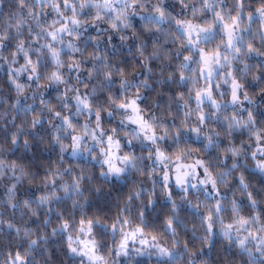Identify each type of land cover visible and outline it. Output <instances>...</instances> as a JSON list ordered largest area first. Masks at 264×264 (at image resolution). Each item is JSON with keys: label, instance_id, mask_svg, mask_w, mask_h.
<instances>
[{"label": "snow or ice", "instance_id": "6c2138e0", "mask_svg": "<svg viewBox=\"0 0 264 264\" xmlns=\"http://www.w3.org/2000/svg\"><path fill=\"white\" fill-rule=\"evenodd\" d=\"M177 3L181 6L182 9H189L190 4V14L193 19H189L187 16L177 17L173 16L172 12L168 9L174 7V5H167L166 0H155V3H152V0H122L123 7L115 8L116 3H121V0H79V3L76 0H17L16 11L9 14V21L3 31H0V50L9 48V45H15V49L10 51L12 56V63L8 66L9 79L15 85L18 93L23 92L26 84L21 83L16 80L15 77H12L10 73L16 71L18 73L26 72L27 79L35 81L39 87H45L44 83L41 81L44 80V72L40 67L39 56L34 60L30 54V48L26 47L27 41L25 39H20V34L25 30L24 25L28 24V18L32 20L41 28V32L47 38V43L45 47L47 48L46 53H42L52 64L57 66L56 70H52L47 74V85L53 83H63V76L58 70L59 67H62V49L56 47V43L64 44L65 36H67L68 42L67 47L72 49L73 52H78L79 48L75 47L72 44V40H79L80 31L82 23L90 24L96 26L100 22H104L108 25V28L114 32H119L121 28H132V22L129 19L130 16H141L145 20V26L150 24L159 25L162 23H167L170 26V29L164 32L165 37H170L172 40L173 47L175 49V55L170 56L169 52L171 50H165L164 56L166 59L171 61L176 57H181L182 60L172 71H167L165 79L172 80L173 83L189 82L192 84V88H189L187 99L185 98L184 92L177 93V96L174 100L175 103L183 102L187 107L189 106L190 100L193 99V90H194V99L196 101V110L198 114V120L201 124L207 121L208 112L204 110V102L207 100L211 105L216 108L218 113L221 112L219 100L215 98L214 88L219 89L221 87L220 83L213 85V77L217 76L220 80L223 81V84L229 85V94L231 97V103L236 105L239 103L240 110L246 111L247 115L242 116L238 114V111L235 110L229 115H221L220 120L227 121V130L228 134H231L236 129H245L248 133L249 140L248 143L255 144V148L250 152L252 160L255 161L254 165H249V167H254L257 173L262 176L264 175V119H260V116L264 115V111H261L259 115L257 114V109L264 110V60L260 61L255 65H251V69L254 67L259 71V75L256 72H252L251 81L259 87V98L261 103L258 104L257 108H253V104H257L256 95L250 94L246 88L245 83H241L239 72L233 68V62L236 61L238 57L246 58L252 54L256 56L264 57V33H260L257 30V33H252V38L248 41L245 40L244 35L241 33L248 32L249 27L244 23L245 19L249 24L253 21V17L259 16L262 26H264V0H261L259 5L255 8L254 11L245 12L247 7L245 0H233L235 8L228 9L225 12L223 7H220V10H217L218 6L226 4V0H200L201 6L199 8L195 7L194 0H176ZM0 3H3V0H0ZM150 6V7H149ZM51 9L52 12L56 13V18L52 19L49 23L46 20L47 10ZM87 9L88 19H85L83 22L80 19V13L84 12ZM131 10V11H129ZM206 11H211L213 16L210 20L203 19L202 14ZM235 12V15H232V12ZM71 13L68 15V13ZM143 13V14H142ZM201 14V15H198ZM203 19V22H197L198 20ZM219 26V32L223 34L225 38H222L219 44L216 45L214 49L208 50L204 47H201L202 41H209L212 38L213 32ZM15 29V34L10 31V29ZM174 28V31L171 30ZM157 31H160L157 27ZM27 32L31 35L33 30L31 25L27 28ZM259 35V40L261 46L257 47L255 45V38ZM132 37L139 39L137 31L133 28L131 32ZM40 38V33H37L32 36L33 40H38ZM111 41V36L108 37ZM120 39L124 40L125 35L121 34ZM160 37H156V40L159 41ZM167 40H165V43ZM144 42L141 41L142 45ZM221 46H223V51H221ZM153 52L152 57H158L160 55V49L163 47V44L153 43ZM39 51V50H38ZM138 51L143 55V49L139 48ZM119 52V49H117ZM184 52H187V55H184ZM67 55V53H64ZM89 57L94 58L96 53L94 51L88 53ZM198 56V59L196 58ZM22 57L24 63L20 65L19 68L14 69L13 65L16 63V58ZM0 59H7V57H0ZM188 62L196 63V68H190ZM245 64V69L248 68L249 64L245 59H243ZM70 68L80 69L82 67L81 62L76 60L75 57H72V63L69 64ZM143 70H152L148 65L141 66ZM0 68H3V64H0ZM232 69V70H229ZM187 70V71H186ZM223 71V75H220V71ZM89 75L91 74L92 69H88ZM118 71L123 74L126 72V68L120 67ZM139 71V70H137ZM106 78L112 77V71L108 70L105 73ZM202 77L204 79L203 86L198 85V79ZM141 83H148V78H145ZM124 85L121 84V87ZM87 87V86H85ZM66 89V94H67ZM219 95L223 96L225 93H220ZM140 96L141 91L140 87L137 86L136 93L134 96L125 95L122 98L116 99L113 102L116 107L122 109L126 113V120L135 125L137 135H142L145 141H149L156 145L154 158L156 162L161 166L162 170V187L165 189L166 194L169 198L173 197V192L171 190L170 184L173 180L175 185L182 190L184 193H190V190L197 188L199 185L204 186V191L211 193H219V176L214 174L210 162H206L202 159H195L192 163H181L184 159H190L193 153L200 152L201 149L185 146L180 148L177 146L175 151L169 153L162 149L158 143L159 140H164L165 136L168 135L167 129H165L164 135H159L157 132L156 125L149 119H146L143 115L142 107L140 106ZM108 99L112 101V97L109 96ZM172 100L171 97H169ZM78 105L83 107L89 112V115L92 114V103L89 100L87 95L78 96ZM244 101L248 102L249 107H244ZM170 114V113H169ZM192 109L187 107L185 116H191ZM57 117H60L65 124V132L68 128H71L73 132L76 131V124L73 122L72 118L68 115H63L61 112L57 111L55 113ZM42 117H34L32 121V127L35 128L39 123V120ZM94 119L97 121L102 120V113L100 109H96ZM51 122V121H49ZM185 126L186 122H185ZM97 128H100V124H97ZM103 132V129H100ZM116 129H112V132H115ZM191 131L197 135L201 132L199 127H192ZM84 135H89L87 125L84 126ZM177 137L180 138L181 133L177 129ZM93 139L96 138V129H93L90 133ZM217 136H220L221 133L217 132ZM136 138V137H134ZM17 136H12L10 138V143L15 144L17 141ZM71 139L73 141L72 148L75 150L79 146L81 135H72ZM205 146L207 144H213L218 146V141L211 135H205ZM103 142V141H102ZM129 143L132 141L129 140ZM23 143H28V139L25 138ZM106 148H101V152L104 154L103 163L107 165V171L110 175H121L124 173L127 168L121 167V164L127 165L129 162L134 161V157L125 153L124 155H119L121 148V141L115 139L112 135H107L106 137ZM244 141L241 140L239 146L232 144L230 147H225L223 149V155L227 159H231L232 167H237L236 157L241 153L245 156V163H248L249 151L247 148L243 147ZM178 144V143H177ZM149 158H153V152L149 151ZM169 162L174 163V169L169 168ZM3 161H0V166L3 165ZM8 167L12 171L13 175L16 177V181L13 182L10 186L7 187L6 192L8 195V204L12 209H16L17 205H20L22 215H28L29 218L36 217L38 213L32 208L33 202L38 204H48L56 198L58 195L55 191V187L58 184V181L55 178V174L51 171L45 172V175L37 182L36 177L33 176L32 172L27 169L24 165L18 164L15 160L9 161ZM133 167L135 163L133 162ZM17 168L20 169V174L17 175ZM202 169V173L197 171V169ZM155 171V168L152 169ZM221 173L220 175H224ZM236 177H234L235 179ZM195 180L196 183H192ZM21 181H26L29 185H34L37 188V191L40 192L39 195L29 193L27 189H18V184ZM79 181H77L76 186H78ZM43 185L42 189L40 186ZM49 185L52 187L50 188ZM210 186V188H209ZM63 192L66 195L68 193L67 186H61ZM238 190L243 196L247 199V205L242 206L238 201L233 198L232 201V213L234 217H238L234 220L236 227L237 239L235 243L245 251L251 253V249L248 248L249 239H256L257 245L256 250L264 255V236H260V232H264V186H261L260 190H250V184L247 182L246 177L243 172L239 175L238 178ZM23 191L26 198H19L18 192ZM154 194V193H153ZM133 195L136 197L140 196V192L136 191L130 193L127 197L129 201L133 199ZM152 203L151 196L145 201L146 205ZM188 204H191V201H187ZM175 200H172V207L175 208ZM197 211L200 210V204L197 203L193 205ZM243 207L250 209L248 215H241L240 213L243 210ZM259 207V211H253ZM145 210H141L136 214L135 221L132 216L128 214L124 208H121L119 214L115 217L111 225H106L110 227L111 231H119L122 234V237L117 245L116 256L127 255L128 254V242L135 241L140 237V244L147 245L148 247H154L158 250L161 256H171L172 250L164 247L158 243V235L152 233H146V220H145ZM7 210V209H6ZM51 211V208H49ZM60 212L59 209H57ZM223 211L221 207V201L217 200L214 207H210L206 214L202 216V220L207 224V230L213 232L215 230V222L217 220V214ZM12 216L16 215V212L13 211ZM30 214V215H29ZM59 222L57 227L64 233H67V254L80 258V264H84V258L87 259L88 264H108L106 256L101 253V244L95 238L94 229L96 224L99 223V217L85 219L83 216L80 218L78 226L74 222L71 213L68 218H65L62 213L58 216ZM219 219H223L222 216ZM47 219L43 220V223H46ZM259 224L257 231L253 232L248 231V234L245 236H240L239 233L242 229H245L249 224ZM0 225H4L7 229H14L15 233L18 234L21 231V228L12 222L11 219L5 220L0 217ZM164 227L168 229H174V218L167 216L164 218L163 222ZM129 226V227H126ZM76 228V233L73 235L72 229ZM130 228V230H129ZM56 228H53L52 233H56ZM232 230L233 223H228L224 225L223 237L229 243H232ZM25 237H29L28 248L24 249L23 252L17 250L14 254L9 253V260L11 264H29V249L33 245L39 246L40 236H37L36 239H31L30 234L32 229L25 228L24 230ZM10 234V233H9ZM151 235V241L144 239L145 235ZM81 235H88L89 239H81ZM46 238V237H45ZM187 241H185V246H187ZM138 255L145 254V249H137ZM149 255L152 253L149 252ZM251 258V256H250ZM75 264V260H73ZM260 264H264V261H260Z\"/></svg>", "mask_w": 264, "mask_h": 264}, {"label": "clouds", "instance_id": "9594fccd", "mask_svg": "<svg viewBox=\"0 0 264 264\" xmlns=\"http://www.w3.org/2000/svg\"><path fill=\"white\" fill-rule=\"evenodd\" d=\"M79 3V0H76ZM152 3H155V0H152ZM115 8H122L123 3H116L114 5ZM150 7V6H149ZM231 8H235V4L233 0L231 2ZM87 10V9H86ZM131 11V10H129ZM228 11V10H227ZM84 12H81L82 15ZM132 20V16L129 17ZM142 19V18H141ZM254 19H259V16L253 17ZM82 22L85 19H81ZM9 21V17L7 20L0 21V31H3ZM142 27L145 32L153 33L155 32L158 37L161 34H164L165 31L170 29H165L164 25L167 23L159 24L158 26L155 24H150L145 26V20ZM249 27V31L251 30V23L245 22ZM29 25L32 27V34L30 35L28 32L26 34L25 30L20 34V39H25L27 41L26 47L30 48V54L35 60L37 56L40 59V67L44 72V80L41 83H44L45 87H39L36 83L35 88L32 87L33 80H28L26 87L23 92L18 93L15 85L12 81L8 79L11 85H13L15 100L10 105L8 101L0 96V104L8 105V108L11 111H15L16 115L12 116L9 119V111L0 110V161H3V165L0 166V188H5L11 185L16 181V177L13 175L12 171L9 170L8 163L9 157L13 154H18L17 159L25 161V163H18L24 165L27 169H29L33 176L36 177L37 182L43 177L39 175L38 171L34 169H42L44 172L51 171L55 174V178L58 181V184L55 187V191L57 192V196L54 200H52L48 204H38L37 202H33L32 208L38 213L36 217L40 215V213H44L47 222L43 223V228L45 230L50 228V231H45L42 234L37 233L35 231H31L30 238L36 239L37 236H40L39 246L33 245L31 249H29V264H43L42 261L37 260V256L43 257L48 252V245L50 242L54 241L58 235H63L58 227V223L56 226H53V213L55 212L57 216L60 215V212L57 211V207L54 205H60L62 202H65L71 206L72 209H80L83 212L85 204L88 203L90 197L95 194L96 198H100L103 192V189L106 185H111L113 181L119 185H128L129 191L124 197L122 203L125 211L128 214H132L133 210H135L136 214L140 211V209L147 208L148 210H153L156 208L158 198L162 199L163 204L167 205L166 214L164 218L167 216H171L174 218V229H168L164 227L162 221V229L163 233L166 234L158 243L163 245L166 248L172 250L171 256H161L158 250L154 247H148L145 249V253L150 249L151 255L155 256L157 260V264H213V250H216V260L215 264H260V261H264V255H261L259 251L256 250L257 240L249 239L248 248L251 249V253L241 249L236 243L237 233H236V225L234 224V220L238 217H234L232 213V201L227 196H222L221 192L219 193H211L204 191V186L199 185L197 188L191 189L190 193H184L180 188L179 195L176 197L169 198L166 194L165 189L162 187L163 181L161 166L156 162L154 158L155 147L156 145L145 141L142 135H137V131L135 127H130V124L126 120V113L116 107L113 102L116 99L122 98L125 95L134 96L136 93L137 86L140 87L141 96L140 99H146L143 96V90L152 89V84H172V80L165 79L166 69L170 67V62L165 58V46L159 50L160 55L158 57H152L153 48L149 50L148 46L143 43L142 45L139 43L136 46L135 52H133L131 46L127 44L129 40V35H125V39L121 40L120 48L123 49L127 47L128 53L130 55L138 56L142 59V65H148L150 60L159 61V68L154 72V70H145V73L137 71L135 66L131 68V71L126 69V72L121 74L118 69V62L112 61L108 52H111L113 56L118 54L117 48L115 45H111L109 41V47L105 49L103 47V40L101 36L106 34L107 31L100 28V23L97 24L96 31L97 35L93 37H85V33L88 30L90 24L81 25L80 38L79 40L73 39L72 44L79 48L78 52H73L72 49L68 48L67 42L68 37L65 36L64 44L56 43V47L61 48L62 55V67H59V71L63 76V83H53L51 85H47V74L52 70H56L57 66L50 62L46 63L48 60L42 53L47 52V48L45 47L47 43L46 36L41 32V28L32 20V18H28V24L24 25V29L28 28ZM168 25V24H167ZM157 27H159L160 31H157ZM132 28H121L118 34L125 33L127 30H133ZM260 33H264V26H262L260 22V28L258 29ZM13 34H15V29H10ZM248 31V32H249ZM40 33V38L38 40H33L32 36ZM83 39V45L79 43ZM93 45V51L96 53L94 58L89 57L88 53L92 51H88V45ZM139 48L143 49V55L138 51ZM15 49V45H14ZM39 50V51H38ZM67 53V55H64ZM78 54V58L76 60L81 62L82 67L78 70L75 68H70L69 64L72 63V57H75ZM170 56L175 55V51L169 52ZM0 57H7V59H0V64H9L12 63V56L10 52L5 55L4 50H0ZM178 63H180V57L175 58ZM240 64L243 65V68L239 72V77L241 83H245L249 74L252 73L251 66L249 65L247 69H245V64L243 63V57H238L236 59ZM24 63V61H23ZM19 61V57L16 58V67L14 69L19 68L21 64ZM189 63V62H188ZM90 64L91 66L85 69V65ZM176 65V66H177ZM88 69H92L91 74L89 75ZM87 71V76L84 77L82 73ZM112 71V77L106 78V71ZM12 77H15L16 80L20 81L21 76L27 75L26 72L18 73L16 71H12L10 73ZM147 76L148 83H141V81ZM143 77V78H142ZM87 81V82H86ZM222 81V80H221ZM184 83V82H181ZM223 83V81H222ZM121 84L124 86L121 87ZM228 85V84H226ZM53 87L56 89L55 97L53 99H46L45 92L48 87ZM87 86V87H85ZM30 89V91H29ZM66 89L67 94H66ZM116 89H119L120 96L116 95ZM219 91V89H217ZM222 93V92H221ZM87 95L89 100L92 103V114L89 115V112L85 110L83 107L78 105V96ZM112 97V101L108 99V97ZM103 97V98H102ZM23 98V102L22 99ZM187 99L188 97L185 96ZM37 100L39 101V109L37 110ZM219 104L220 109L227 108L231 106L235 110L238 111V114L241 112H246L244 110H240L239 103L233 105L230 99H226L225 95H219ZM31 101V103H29ZM178 109L183 111V117H177L175 115L169 119V113L167 108L171 107V103L166 108H161L155 101L150 103L149 107L142 108L143 115L146 119L151 120L157 128V132L159 135L165 134V129L168 131V135L165 136L164 140H159L158 143L160 147L163 149L164 141L169 140L178 143L179 138L177 137V129L184 131H191L192 127H199L201 132L197 135V138L203 137L205 139L206 134H211L215 139L222 135V132L217 131L216 129H210V122L212 121H221L220 116L221 112L218 113L216 108L210 104L209 110H205L209 113L207 116V121L201 124L198 120V114L196 110V101L195 107L192 109L191 116H185V112L187 111V107L183 104V102L175 103ZM253 108H257L258 104H253ZM100 109L102 114H106L107 118L117 121L119 125V130L116 127H111V134H108L105 127L102 126L101 120L97 121L96 119H91L92 116H95L96 109ZM59 111L63 115H68L74 121L75 118H82L83 123H75L76 131L73 132L71 128H68L65 132V124L64 121L55 115V113ZM17 116L20 117V122L17 123ZM42 117L39 120V123L35 128L32 127V121L34 117ZM231 116V114L229 115ZM243 116V115H242ZM189 117H195V126L189 120ZM246 117V116H245ZM179 118V125L176 124V119ZM51 121V122H49ZM185 122L187 127L185 126ZM100 124V128H97V124ZM224 130L223 134L228 137V145L225 147L232 146V135L233 132L243 131L245 129H236L231 134H228L227 130V121H223ZM87 125L89 135H84V126ZM103 129L101 132L100 129ZM96 129V138L93 139L90 135L91 131ZM112 129H116L115 132H112ZM203 129V131H202ZM221 133L220 136H217L216 133ZM72 135H81V139L79 142V146L73 150L72 144L73 141L71 139ZM107 135H112L115 139L117 137H121L127 145L128 151H124V147L121 144L120 152L121 155L128 153L129 155L134 157L135 167H133V162H129L126 166L121 164V167H126L127 170L121 175H110L107 171V165L103 163L104 154L101 152V148H106L107 143L105 137ZM12 136H17L18 139L15 144L10 143V138ZM136 137V138H134ZM27 138L28 143H23V140ZM120 140V139H119ZM132 142L129 143L128 141ZM103 141V142H102ZM136 145H139L140 151H136ZM239 146V145H238ZM225 147H221L220 145L216 146L213 144H207V146H203V151L193 153L192 155L204 154L209 150L216 148L219 152L216 159L213 161L211 158L207 162H210L212 170L214 174L219 176V188L232 191L234 194L239 193L241 196V192L238 188H231L233 177L239 178V175L242 172V169L249 168L248 163H245V156L241 153L237 156L236 162L237 167L233 168L232 163L230 166L226 163L227 158L223 155V149ZM243 147H245L243 145ZM248 147H251V144L248 143ZM246 148V147H245ZM35 149V150H34ZM149 151L153 152V158H149ZM52 153L55 154L58 159L51 164L45 163L40 159L43 154ZM30 157V158H29ZM91 157V159H89ZM252 160L250 153L248 155V160ZM68 160H72L73 163L69 166H64L67 164ZM81 161L83 163H81ZM148 161L149 163H145ZM97 165L98 170L93 171L89 165ZM171 162H169V166ZM155 168L153 172L152 169ZM252 171H257L255 168L251 169ZM221 173H225L224 175H220ZM20 174V169L17 168V175ZM137 176V179H133V175ZM264 178V175L261 176ZM77 181H79L78 186H76ZM24 181H21L18 185H22ZM192 183H196L195 180ZM68 187V193L65 195L63 192V188L61 186ZM150 185V186H149ZM43 187V185H42ZM51 188L52 186L49 185ZM250 187H254L250 185ZM260 190V189H258ZM136 191L140 192V196L136 197L133 195V199L129 201L127 199L130 193H134ZM154 193V194H153ZM201 195L203 199H201ZM151 196L152 203L149 205L145 204V201L148 197ZM8 195L6 192V196L3 199H0V217L5 219L7 212L6 209H11V211H15L19 213L20 219H23L25 216L22 215V209L20 205H17L16 209H12L8 204ZM172 200H175L176 206L172 207ZM217 200L221 201V207L223 211L217 214V220L215 222V230L213 232H209L207 230V224L202 220V216L206 214L207 210L210 207H214ZM187 201H191V204H188ZM200 204V210L193 206L195 204ZM51 208V211H49ZM120 208V209H121ZM119 209V211H120ZM119 211L117 215L119 214ZM243 211V210H242ZM253 211H259V207L254 209ZM70 214V213H69ZM242 215V212L240 213ZM30 215V214H29ZM116 215V216H117ZM110 217L109 219H105L104 217H99V223L96 224V228L100 230V232L104 233L111 237L112 244L107 249L106 259L108 264H119L120 257L126 258L128 261L134 259V255L128 250L127 255L120 256H112V251L115 249L117 251V245L122 237V234L119 231L113 232L110 227L106 225H111L114 221L115 217ZM132 216V215H131ZM222 216L223 219H219ZM29 217V216H28ZM13 219H16V215L12 216ZM95 218V217H94ZM136 218V217H135ZM6 220V219H5ZM229 221V223H233L232 230V243L226 241L223 237V229L224 225H227L225 221ZM75 222V221H74ZM56 228V233L53 234L52 230ZM259 228V224H249L245 229H242L239 235L245 236L248 234V231L251 230L253 232L257 231ZM4 230V225H0V232ZM10 230V229H9ZM73 235L76 233V228L72 229ZM188 233H191V236L187 240V246H185V237ZM260 236H264V232L259 233ZM46 237V238H45ZM138 237L137 239H139ZM103 239V237H101ZM28 240L29 237H25L24 231L21 230L15 236V242L23 249L28 248ZM100 242V240H98ZM102 246V245H101ZM207 248L208 255L205 256L203 249ZM264 247V245H261ZM137 249H135V256H141L137 254ZM227 249V252H225ZM233 251H235V255H232ZM149 253V252H148ZM144 255V254H143ZM251 256V258H250ZM69 259L76 260L77 257L68 255ZM246 258V260H245ZM0 264H10L9 257H5L2 252H0Z\"/></svg>", "mask_w": 264, "mask_h": 264}, {"label": "trees", "instance_id": "16d2710c", "mask_svg": "<svg viewBox=\"0 0 264 264\" xmlns=\"http://www.w3.org/2000/svg\"><path fill=\"white\" fill-rule=\"evenodd\" d=\"M231 2H232V0H226V4L222 5V6H218L217 10H220V7H223L225 12H227V10L231 8ZM260 2H261V0H245V3L247 5V7L245 8V12L254 11ZM166 4L167 5H174V7H170L168 9L170 12H172L173 16H177V17L187 16L189 19H193L191 14H190V8L192 6L191 4L189 6V9H182L181 6L179 5V3L176 2V0H166ZM194 5H195V7L199 8L201 6L200 0H194ZM16 8H17V0H3V3H0V21L7 20L9 17V14L16 11ZM70 14L71 13L69 12L68 15H70ZM198 15H201V14H198ZM232 15H235L234 11L232 12ZM212 16H213V13L211 11H206L204 14H202L203 19H207V20H210L212 18ZM45 18H46L47 22L50 23L52 21V19L56 18V13L52 12L51 9H48ZM88 18L89 17L87 14V10H85L84 13L82 15H80V19H88ZM203 19L198 20L197 22L202 23ZM131 22L133 24L134 29L137 31V33L139 35V39H137L136 37H132L131 30H127L125 33H122V34L129 35L130 38H129L127 44L129 46H131L133 52H135L137 44H139L141 41H143L148 46L149 50H151L153 48L152 46H153V43L155 42V43L163 44L165 46L166 50H171L173 52L175 51L173 44H172V40L170 37H165L164 34H161L159 41H157L156 40L157 34L155 32L148 33V32H145L143 30L142 25L144 22L142 21L141 16H135V15L132 16ZM245 22H247V19H245ZM100 23H101V25L105 26V28H108V25L105 24L104 22H100ZM164 27H165V29H168L169 25L165 24ZM91 28L92 27H90V26L88 27V30L85 33V37H93V36L97 35V32ZM259 28H260L259 19H254L251 22V30L249 32H243L241 34L244 35L245 40L248 41L249 39L252 38L251 34L257 33V30ZM171 30L174 31V28H172ZM25 32L27 34L26 28H25ZM120 35L121 34H118L117 32H114L113 30L109 29L106 34H103L101 36V39L104 42L103 47L105 49H107L109 47V39H108L109 36H111V41H110L111 45H115L116 48L119 49V52L116 56H113L111 52H108L109 58L114 62H118L119 67H124L127 70L131 71V68L133 66H135V68L137 70H139L142 73H145V75H146V71L143 70L141 67L142 59L139 58L138 56L130 55L128 53L127 47H125L123 49L120 48V43H121ZM222 38L226 39V37H224L223 34L219 32V26H217V29L212 34L211 40L202 41L200 46L204 47L208 50L214 49L216 47V45L219 44V42ZM165 40H167L166 43H165ZM254 42H255V45L257 47L261 46V42L259 40L258 34H257ZM79 43L82 46L83 45V39H81V41H79ZM221 49H223V46H221ZM11 50H14V42H13V44L9 45V48L4 49L5 55H7L8 52H10ZM88 51H93V45L92 44L88 45ZM187 54H188L187 52H184V55H187ZM75 58H78V54H76ZM196 58L198 59V56ZM180 59L182 60V56L180 57ZM243 59H245L247 61V63L251 66V65H255V64L259 63L260 61L264 60V57H260V56H256L255 54H252V55H250L246 58H243ZM19 61H20V63H23L22 57H19ZM0 63H2V62H0ZM46 63L49 64V67H50V61L46 60ZM177 63H178V61L176 59H173L170 63V67H168L166 69V72L174 70ZM16 66L17 65H13V67H16ZM90 66H91L90 64L85 65V69H87ZM148 66L150 68H152L155 72L159 68V61L150 60ZM189 67L190 68H196L197 65L194 62H189ZM233 68L239 72V70H241L243 68V65L240 64L238 61H234L233 62ZM229 70H232V69H229ZM219 71H220V75L222 76L223 71H221V70H219ZM252 72H256V74L259 75V71L257 69H255L254 67L252 68ZM8 75H9L8 65L4 64L3 68H0V96H3L8 101V104L10 105L15 100V93H14L13 85H11L9 82ZM82 75L84 77H86L87 71L85 70L82 73ZM251 75H252V73L249 74L248 78L244 82H245L246 88L250 92V94H257L256 100H257V104H259V103H261L259 95H258L259 87H257L256 84L251 81ZM20 82L21 83H28L27 75L21 76ZM216 83H220L221 87L219 88V91H217V89L214 88L215 98L219 99V94L222 92V93H225L226 99H230L231 97L229 94V85L223 84L222 81L219 79V77L214 76L213 77V85H215ZM203 85H204V79L202 77H200L198 79V85L197 86H203ZM35 86H36V82L33 81L32 87L35 88ZM192 87H193L192 84L189 82L163 84V85H158V84L153 83L152 89L143 90V96L146 99L140 100L139 103H140V106L142 108L149 107L150 103L152 101H155V103L158 104L161 108H166L169 105V103H171V107L167 108L168 113H170L169 119H171L173 115H175L177 117H183V111L176 107L174 100L177 96V93H179V92H184L185 95L187 96L189 88H192ZM29 91H30V89H29ZM55 92H56L55 88H53L51 86L48 87L46 92H45V98L54 100ZM116 95L118 97L120 96L119 89H116ZM169 97H171L172 100H170ZM21 99L23 102V98H21ZM29 103H31V101H29ZM243 103H244L245 108L249 107L247 101H244ZM189 107L190 108L195 107L194 90H193V99L190 100ZM203 107L206 111L209 110L210 103L207 100H205ZM38 109H39V101L37 100V110ZM0 110L9 111V119H11L12 116L16 115L15 111H11L8 108V105H6V104H0ZM233 111H235V109L232 108L231 106H229L227 108H222L221 109V115H230L233 113ZM261 111H264V110L257 109V114L259 115V113ZM239 115L246 116L247 113L241 112V113H239ZM91 119L94 120V117H92ZM260 119H264V115L260 116ZM189 120L193 123V126H195V117H189ZM19 122H20V117L17 116V123H19ZM73 122L74 123H83V120H82V118H75ZM175 122L177 125H179V118L176 119ZM101 123H102V126L105 127L106 129L111 130V127H116L119 130L118 122L107 118L106 114H102ZM132 126L133 125H130V127H132ZM212 128L216 129L217 131L222 132V135L220 137L216 138L219 145L221 147L227 146L229 141H228V137L225 134H223V130H224L223 122L222 121L210 122V129H212ZM189 132H192V131L181 130V136L179 138L178 144L176 142L169 141V140L164 141L163 149L166 152L171 153V152L175 151L177 146H179L180 148H184L185 146H188V147L199 148V149H201V151H203V146L206 143L205 139L198 140V139L192 137L191 134H189ZM120 140H121L122 145L124 147V151L127 152L128 149H127L126 143L124 142V140L121 137H120ZM241 140H243L245 142L244 146L248 149L249 153L255 148L254 143L251 144V147H248L249 136H248V133L246 130L239 131V132H233L232 143L238 146L240 144ZM136 151L137 152L140 151L139 145H136ZM18 154L19 153L13 154L12 156L9 157V160H15L17 163H25V161L17 159ZM217 155H219L218 150L216 148H213V149L209 150L207 153L192 155V157L190 159H184V160L193 161L195 159H202V160H205L207 162L209 160V158H211L214 161L216 159ZM40 159L42 161H44L45 163L51 164V163H54L58 159V157L55 154L48 153V154H43L40 157ZM72 163H73L72 160H68L67 164H65L64 166H69ZM81 163H83V162L81 161ZM145 163L147 164L149 162L146 161ZM226 163L228 164V166H230L232 163L231 159H227ZM248 164L254 165V162H252L251 159H249ZM89 167H91L93 169V171L98 170L97 165L93 164V165H89ZM252 168H254V167L242 169V172L244 173L247 182L250 185L254 186V187H251L250 190H258L261 188V186H264V178H262L256 171H252L251 170ZM34 170L38 171L40 176L45 175V172L42 169H34ZM133 179H137V176L135 174L133 175ZM237 185H238V178L234 179V177H233L232 184L230 185V187L236 188ZM170 187H171V190L173 192L174 197H176L180 194L178 187L176 185L170 184ZM40 188L42 189V185L40 186ZM18 189H27V191L29 193H33L35 195L40 194V192L37 191L36 186L29 185L26 181L22 185H18ZM128 191H129L128 185H119V184H116L115 181H113V183L111 185H106L104 187L102 195L100 198H96L95 194H93L90 197L88 203L85 204L83 212L80 209H72L71 206L65 202H62L60 205H54V207H57L60 210V213H62L65 218H68L69 213H71L72 218H74V221L77 224V226H78L79 220L82 216L85 219L94 218V217H104L107 220L110 217H114L117 215L119 209L123 206L122 201H123L124 197H126ZM219 191L221 192L222 196H227L230 199L235 198L238 201V203H240L242 206L247 205V199L245 196H241L239 193L234 194L232 191L220 189V188H219ZM5 196H6V189L0 188V199L5 198ZM18 197L21 199L26 198L24 196L23 191L18 192ZM201 199H203L202 195H201ZM167 207H168L167 205L163 204L162 199L158 198L156 208L153 210L146 209V211H145V220H146V225H147L146 226V233L157 234L158 235V241H160L163 237L166 236V234L163 233L162 221L164 219V215L166 214ZM261 207H264V205H262ZM141 210H145V209H140V211ZM249 211H250L249 208L243 207L242 215H248ZM6 212H7V215H6L5 219L6 220L11 219L14 224H16L18 227L21 228V230H24L25 228H29V229H32L33 231H35L37 233H41V234L45 231H50V228L47 230H45L43 228L42 222L45 219V215L43 212L40 213V215L38 217L29 218L28 216H25L23 219L19 218V216H20L19 213H16V219H13L12 214H11L12 213L11 209H7ZM131 215H132L133 220L135 221V217H136L135 210H133ZM52 219H53V226H56V224L59 222V218L55 212L53 213ZM225 222L229 223V221H227V220ZM126 227H129V226H126ZM129 230H130V228H129ZM94 233H95V238L97 240H100V244L102 245V247L100 249L101 253L106 256L107 249L112 244L111 237L100 232V230L98 228L94 229ZM15 236H16L15 230L14 229L9 230V229H7L6 226H4V230L2 232H0V252H2L5 257H9L10 252L12 254H14L15 251H17V250H19L21 252H23V250H24L22 247H20L18 244H16ZM190 236H191V233H188L187 236L185 237V240L187 241ZM101 237H103V239H101ZM143 238H151V235L146 234ZM134 247L139 248V243L133 242L130 244V252L134 255V259H132L131 261H128L126 258L120 257V259H119L120 264H157V260H156L155 256H153V255L147 256L146 255L147 252L144 255L135 256V249L136 248H134ZM203 251H204L205 256H207L208 252H207L206 247L203 249ZM67 252H68V250H67V233H63V235H58L54 241L49 243L48 252L43 257L37 256V260L42 261L43 264H73V260L69 259ZM225 252H227V249H225ZM115 253H116V251H115V249H113V251H112L113 257L115 256ZM232 255H235V251H233ZM216 258H217L216 250L214 249L213 250V256H212L213 264H215ZM245 260H246V258H245ZM85 263L86 262L84 260V264ZM10 264H11V261H10ZM75 264H80V258L79 257H77V259L75 260Z\"/></svg>", "mask_w": 264, "mask_h": 264}, {"label": "rangeland", "instance_id": "374dc122", "mask_svg": "<svg viewBox=\"0 0 264 264\" xmlns=\"http://www.w3.org/2000/svg\"><path fill=\"white\" fill-rule=\"evenodd\" d=\"M90 27H92L91 29H93V30H95L96 31V27L95 26H90ZM100 28L101 29H106L105 28V26H103V25H101V23H100ZM97 32V31H96ZM221 51H223V49H221ZM219 71V70H218ZM138 103H139V101H138ZM92 117H94V116H92ZM91 117V118H92ZM132 127H135V125H133ZM107 130V132H108V134H111V130L110 129H106ZM203 131V130H202ZM189 134H191V136L192 137H194V138H196V139H198V140H202V139H204L203 137H200V138H197V134H195V133H192V132H189ZM117 139H120V137L118 136L117 137ZM105 140H106V137H105ZM121 141V140H120ZM121 144H122V142H121ZM119 155H121V152L119 153ZM89 159H91V157H89ZM194 161V160H193ZM193 161H186V160H182L181 161V163H188V164H190V163H192ZM174 163H172L170 166H169V168L170 169H174ZM197 171H199V172H201L202 173V169H197ZM171 184H174L175 185V183H174V176H173V180H172V182H171ZM209 188H210V186H209ZM81 239H84V240H88L89 239V236L88 235H81V237H80ZM144 239H147V240H149V241H151V238H144ZM131 243H133V241H129L128 242V248H129V250H130V244ZM134 243H139V248L140 249H148V246L147 245H141L140 244V238L139 239H136L135 241H134ZM134 248H138V247H134ZM151 250L149 249L148 250V252H150ZM148 252H147V256H149V254H148ZM84 260H85V264H88V262H87V259L86 258H84ZM119 264H120V261H119Z\"/></svg>", "mask_w": 264, "mask_h": 264}]
</instances>
